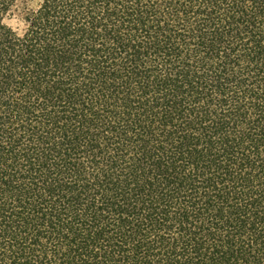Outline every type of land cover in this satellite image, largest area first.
Instances as JSON below:
<instances>
[{
  "label": "trees",
  "instance_id": "obj_1",
  "mask_svg": "<svg viewBox=\"0 0 264 264\" xmlns=\"http://www.w3.org/2000/svg\"><path fill=\"white\" fill-rule=\"evenodd\" d=\"M0 264H264V0H0Z\"/></svg>",
  "mask_w": 264,
  "mask_h": 264
},
{
  "label": "rangeland",
  "instance_id": "obj_2",
  "mask_svg": "<svg viewBox=\"0 0 264 264\" xmlns=\"http://www.w3.org/2000/svg\"><path fill=\"white\" fill-rule=\"evenodd\" d=\"M11 24L13 25V24H14V22H11Z\"/></svg>",
  "mask_w": 264,
  "mask_h": 264
}]
</instances>
